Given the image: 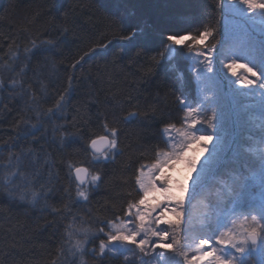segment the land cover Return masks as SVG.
<instances>
[{
	"label": "snow or ice",
	"instance_id": "snow-or-ice-1",
	"mask_svg": "<svg viewBox=\"0 0 264 264\" xmlns=\"http://www.w3.org/2000/svg\"><path fill=\"white\" fill-rule=\"evenodd\" d=\"M112 2L123 9V14L118 12L117 18L111 20L116 27L114 37L135 47L136 56L159 42L162 50L158 52L159 59L153 60L176 62L173 71L178 72L182 81L176 101L182 114L177 121L162 122L161 140L153 149L152 162L138 160L125 166L126 172L129 167L132 170L122 181L127 193L119 210L89 221L81 218L78 222L72 216L50 264H69V257L73 258L72 264L77 258L79 264H87L86 256L96 259L98 264L120 257L124 264H249L250 259L264 264V0H229L227 11L239 17L235 27L242 35L236 45L227 44L225 33H218L211 25L196 32L187 28L183 33L167 31L159 17L130 6L142 0H101L100 6L107 8ZM221 10L224 11L223 6ZM54 31V36L42 34L30 38L23 49L25 58L30 60L36 52L45 66L55 70L57 54L70 29L56 25ZM218 34L219 42L212 43ZM110 43L111 40L99 46L107 48ZM95 47L73 58L71 68L76 69ZM18 55L19 45L15 44L8 59L14 61ZM180 61L188 62L191 78L179 69ZM26 67L10 76L7 85L0 79V94L26 97L27 110L35 113V123H31V117L23 119L27 126L24 135H34L45 121L63 118V123L53 127V133H59L61 147L77 141L83 145L78 151L84 153V158L69 154L66 160L68 186L64 192L68 203L63 209H52L63 221L71 213L73 190L75 202L87 203L90 193L104 181L103 167L123 155L121 132L107 116L94 128L77 117L67 121L66 108L75 80L72 75L56 93L52 105L41 111L43 97L31 92V85L25 87ZM9 70L15 72L14 67ZM37 79L40 92L46 97L48 86L39 74ZM225 86L237 97L260 96L259 136L249 134L247 139L252 144L247 147L236 142L235 146H226L219 135L222 123L214 102ZM154 112L151 110L152 115ZM140 115V111L129 112L124 119ZM143 116L149 118L150 111L144 110ZM20 123L17 121L18 127ZM193 145L199 146L201 155L208 153L202 161L199 157L188 158ZM27 155L24 152L9 155L8 164L3 166L7 174L0 188L10 198L35 206L40 193L32 190L31 175L22 168ZM179 163L185 164L190 173L183 182L164 171H171ZM197 203L202 211L193 219L190 208ZM89 244L93 245L90 249Z\"/></svg>",
	"mask_w": 264,
	"mask_h": 264
},
{
	"label": "trees",
	"instance_id": "trees-1",
	"mask_svg": "<svg viewBox=\"0 0 264 264\" xmlns=\"http://www.w3.org/2000/svg\"><path fill=\"white\" fill-rule=\"evenodd\" d=\"M219 1L142 0L130 6H136L143 14L159 17L170 32L183 33L186 28L196 32L211 25L219 33ZM100 5L101 0H0V79L7 85L9 77L27 65L23 76L25 87L31 85L29 90L43 97L40 110L46 111L56 93L67 85V77L74 76L66 108L67 121L77 117L82 123L87 121V127L94 128L107 116L119 126L124 149L114 163L103 167L104 181L90 193L87 203L75 202L73 190L71 213L61 221L52 209H63L68 203L64 192L68 186L66 160L69 154L84 158V153L78 151L83 145L77 141L61 147L59 133H53V127L63 123V118L45 121L34 135L25 136L27 126L22 123L23 119L31 117V123L36 122L35 113L27 110L26 97L8 92L0 94V182L7 174L3 166L8 164L9 155L28 153L22 168L31 175L32 190L40 193L33 206L10 198L0 188V264H50L72 216L78 222L81 218L89 221L118 211L127 193L122 181L132 170L129 167L126 172L125 166L138 160L152 162L153 149L161 140L162 122L177 121L182 114L176 101L182 85L178 72L173 71L176 62L153 60V57L159 59L158 52L162 50L159 42L136 56L135 47L113 35L116 27L111 20L117 18L118 12L123 14L122 7L118 9L116 2L107 8ZM56 25H65L70 31L57 54L55 70L45 66L36 52L30 60L26 59L23 49L28 40L42 34L54 36ZM109 40L107 48L99 46ZM218 41L219 34L212 43ZM14 42L19 45V55L10 61ZM93 45H96L95 51L73 70V58L83 55ZM13 67L15 72L9 70ZM178 67L186 77H192L187 61H180ZM37 74L48 86L46 97L40 92ZM194 86L193 82V92ZM144 110L150 111L149 118L143 116ZM134 111H140L141 115L124 119ZM17 121H21L19 127ZM92 246L89 244V249ZM85 259L87 264H98L91 256ZM72 260L68 258L69 264ZM75 264H79L78 258ZM104 264L124 262L121 258L107 259Z\"/></svg>",
	"mask_w": 264,
	"mask_h": 264
},
{
	"label": "rangeland",
	"instance_id": "rangeland-1",
	"mask_svg": "<svg viewBox=\"0 0 264 264\" xmlns=\"http://www.w3.org/2000/svg\"><path fill=\"white\" fill-rule=\"evenodd\" d=\"M229 0H220L219 8H220V21H219V33H225L227 37V44L236 45L240 43L242 39V35L239 30L235 27L237 21L239 20L238 16H234L232 13L227 11V5ZM222 6L224 7V11L222 12ZM259 18V17H257ZM257 29L259 25L255 26ZM220 40V37H219ZM219 42V41H218ZM258 55V52H257ZM190 70V69H189ZM241 71L242 70H238ZM191 72V71H190ZM195 85V83H194ZM226 91V95L231 103L233 109L234 116V124L236 130V140L235 142L238 144H243L244 147H247L252 144V141L248 140L247 137L249 134L253 135V137L259 136V106L261 103L260 96L257 94L255 96H234L228 88L225 86L224 89L218 94L216 104L218 115L220 116V120L222 123V128L219 130V135L224 139L226 146H230L232 141V127H231V118L228 101L226 99V95L224 93ZM246 91V90H244ZM195 92V86H194ZM211 95V93H209ZM211 114V112L206 113ZM239 117V119H238ZM252 118H255L253 121ZM175 135V133H173ZM235 146V145H234ZM211 147V143L209 144ZM208 153L205 152L203 155L200 154L199 146L193 145L192 150L188 152V158H196L199 157V161H202ZM232 153H229L231 156ZM198 161V164H199ZM165 174L171 175L174 180H178L183 182L184 178L189 176V170L187 166L183 163L174 164L171 171L169 169H164ZM195 175V173H192ZM258 189H254V192H257ZM210 192H214V189H210ZM193 219L197 218L199 213L202 211V206L197 203L195 206L190 208ZM123 260V257H120ZM249 264H256L254 259L249 260Z\"/></svg>",
	"mask_w": 264,
	"mask_h": 264
},
{
	"label": "water",
	"instance_id": "water-1",
	"mask_svg": "<svg viewBox=\"0 0 264 264\" xmlns=\"http://www.w3.org/2000/svg\"><path fill=\"white\" fill-rule=\"evenodd\" d=\"M225 95H226V91H224ZM226 99L228 101V105H229V111H230V118H231V127H232V141L230 143V146H234V142L236 140V130H235V124H234V116H233V109L231 106V103L226 95Z\"/></svg>",
	"mask_w": 264,
	"mask_h": 264
},
{
	"label": "bare ground",
	"instance_id": "bare-ground-1",
	"mask_svg": "<svg viewBox=\"0 0 264 264\" xmlns=\"http://www.w3.org/2000/svg\"><path fill=\"white\" fill-rule=\"evenodd\" d=\"M219 37H220V35H219ZM221 38V37H220Z\"/></svg>",
	"mask_w": 264,
	"mask_h": 264
}]
</instances>
